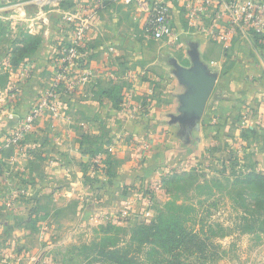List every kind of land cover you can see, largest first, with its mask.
<instances>
[{"label":"rangeland","instance_id":"obj_1","mask_svg":"<svg viewBox=\"0 0 264 264\" xmlns=\"http://www.w3.org/2000/svg\"><path fill=\"white\" fill-rule=\"evenodd\" d=\"M92 1L0 0V157H2V150L6 149L3 147L5 145V140L3 139L6 136L5 133L13 129L18 123V119L23 118L33 105L26 106L24 104L25 101L17 96L19 90L31 82L33 75L31 62L34 58H25L21 63L17 64V59L20 56L19 50L28 44L27 40H30L41 41L40 51H50L49 53H43L45 64H50L51 61L53 65L52 79L49 82L50 84L46 86V89H48L55 77L57 62L60 61L61 63L63 53L69 44L67 40L68 34L70 40L71 26L64 18V11L76 7L80 2L81 4L87 3L91 7H96V4ZM109 4V2H104L103 6L99 4L97 6L98 13L104 8L113 7ZM137 19L140 20V18ZM183 37H189V34L182 35V46L178 48L170 47L164 41L154 40L143 30L132 32L128 36L130 41L128 42L129 48L132 51L123 56L133 54L136 57V50H138L137 55L143 56L144 59L157 54L159 56L160 69L171 73V67L167 63L170 55L180 57L184 64H189V59L186 55L187 46ZM46 38L52 40V43L49 42L52 46L48 47L45 45ZM139 42L145 44H143L142 48L138 46V49H134L135 43L138 44ZM88 45V54H91L93 58L92 45L90 42ZM31 53L33 52L27 55ZM114 56L111 53L108 57L113 61ZM203 59L210 65L211 59L209 55H203ZM114 64L116 69H112L111 66H106V69L117 73L116 77H108L107 74H104L101 79L103 81H100V86L107 83L108 85L105 87L109 90L119 87V93L125 98L122 104L123 108L126 105L125 103L136 93V90H142V85H146V88L151 89L149 90L150 97L145 95L141 98V101L144 103L143 107L145 106L148 111L155 99L156 91L154 88L161 89L160 82L157 81L154 86H150L151 77L145 72L136 69H132L136 73L132 72L133 74H130V76H125L126 71L132 65L123 62L120 56H115ZM126 64L128 66L125 68ZM46 70L47 68L41 70V73ZM47 73L50 72H45L43 76L47 77ZM224 76L221 75L219 78L212 95L220 89L221 83H231L230 79H224ZM98 81L96 82L99 83ZM96 82L94 81L93 83ZM86 86L80 88H88ZM46 89L44 88L32 99L35 100L40 97L41 93ZM79 89L66 95L74 94ZM129 95H131V98ZM106 97L110 99L113 106L110 96ZM30 99L27 97V104L31 102ZM128 104L125 106L126 108L129 107ZM18 107L20 108L18 109ZM242 109L243 111L237 114L239 118H242L241 123L238 125L234 121L229 120L226 127L225 125L219 127L220 130L218 129L217 133H214L215 129L213 127L219 125L218 121L214 122V125L211 124L213 127L209 125L207 130H209V136L211 137L208 139L209 143H206L205 150L200 152L198 149L196 157L187 158L185 161H181L178 158L176 160L175 156L171 154L172 151H177L176 154H178L179 149H185L177 136L176 126L171 125L172 128L164 131L166 135L163 136L170 138V142L168 140L164 141L165 151L173 146L171 141H175L176 146L175 149L169 151L167 162L171 165L170 168L177 167L179 172H169L165 175L164 178L175 177L176 180L165 184L163 181L161 191L153 197L151 208L148 209L146 201V204L140 202L137 208L133 203L131 207L132 216L129 219L126 218V220L120 221H115L110 216L115 215L119 209L108 214L110 218H103L101 214L105 213L101 212L100 209H96L87 217L86 221L82 220L80 223L67 228H60L55 224L58 217L54 214L57 211L54 206L55 201H53L50 208L49 204H42L35 197V194L34 196H29L27 190L13 191L23 185L29 186V183H31L28 180L29 178L26 179L24 175H21L18 179L9 180V178H12L11 174L14 173V170L19 167H26V161L44 156L42 145L39 144L35 137L38 134L36 126L41 122H50L55 125V120L61 121L64 118L62 109L59 116H54L46 111L40 120L41 122L36 123L22 146L14 149L10 157L7 158L8 166L0 176V264H88L89 259L84 257L83 246L99 238L97 236L100 235L99 231H101L102 226L113 223L122 225L123 228L129 230L141 221L151 219L153 215H158L159 212L165 215L172 216L174 214L178 216L188 227L199 232L205 241L206 245L203 251L183 254V264H264V197L257 199L259 197L258 186L237 181L240 175H246L250 172L264 175V120H258L255 125L250 122L255 116L260 118L264 112L259 113V109L251 104H245ZM10 115H14L13 119L17 117L14 124L10 123L12 119ZM245 115L249 116L246 124L244 123L246 120ZM237 116L235 118H238ZM211 128L213 130H210ZM131 129H126V138L129 143L134 145L136 143L132 138L134 134ZM84 130V134L90 132L88 128ZM140 130H142L143 139L149 141L143 142L144 149L139 154L141 155L139 158H145L147 153L153 149L151 146H153L157 138L154 135L148 139L149 137L146 138L147 135L149 136L148 129H138L139 132ZM52 131L49 132V135L51 139L55 140L53 135L58 133L60 128L58 130L55 127ZM150 131H153V129ZM89 134L91 135V133ZM122 138L126 139L125 136ZM208 148H212L213 152L209 153ZM165 158L162 153L160 159L154 162L157 175L164 168ZM182 163H184L186 170H182ZM100 165L95 167L92 164L90 169L94 172L101 171L106 176L102 170L104 168L102 162ZM90 176L91 180L94 179V176ZM149 176L146 175V177ZM96 181L97 183H92L90 190H87L88 195L91 196V201H88L90 205L101 201L95 197L100 193L97 187L105 180ZM139 185L141 190H143L144 186L142 184ZM47 193L51 194L53 192ZM149 204L151 205V202ZM31 206L40 211L41 214L37 212L38 214L32 215L29 212ZM140 206H147L146 212L150 210L149 216L144 215L139 210ZM97 215L102 218L97 219ZM7 222L12 224L15 231L21 230L24 226L27 227V233L30 237L27 239L26 245L20 247L18 243H14L16 242L15 235L13 230L11 232L7 231L11 228ZM26 223L27 225H25ZM252 226L255 228L251 229Z\"/></svg>","mask_w":264,"mask_h":264},{"label":"crops","instance_id":"obj_2","mask_svg":"<svg viewBox=\"0 0 264 264\" xmlns=\"http://www.w3.org/2000/svg\"><path fill=\"white\" fill-rule=\"evenodd\" d=\"M109 5L113 7L104 8L99 12L96 28L90 33L89 42L92 45L94 56L90 61V66L99 72L104 71L106 66L116 69L115 56H120L123 62L132 65L126 71L125 76H130V74H133L132 72L136 73L132 69L143 71L151 77L152 82L149 85L154 86L159 81L161 89L154 88L156 91L155 99L148 111L145 106L143 107L144 103L141 101V98L145 95L150 97L149 90L151 89L146 88V85H142V90L138 89L137 91L135 89L136 93L133 94L132 98L130 97L128 110L125 107L127 104L117 110L113 108L110 99L106 97L109 89L105 86L108 84L105 83L100 86V81H103L101 77L99 83L87 85L88 88H80L74 94L61 95L59 102L64 114L61 121L55 120V125L40 121L41 123L36 126L38 134L35 137L42 145L44 156L26 161V167H19L20 170H14V173L11 174L12 178H9V180L18 179V177L24 175V178H29L28 180L31 181L29 186L23 185L20 187L21 189L15 188L13 191L27 190L29 196L35 194V197L42 204H49L50 208L53 201H55L54 206L57 211L54 214L58 216L55 224L60 228L76 225L82 220L86 221L87 217L96 209H100L101 212L106 214L116 212L128 199H132L137 208L141 202L139 194L134 192L135 190H130L129 193L127 192L128 195L125 193V186L135 183L141 184V180L156 179L158 175L155 171L154 162L158 161L163 153L167 164L169 151L176 148L175 141H171L173 146L165 151L164 141L168 140L170 142V138L164 137L166 135L164 131L172 128L169 124V114L176 112L179 105L176 95L183 88L172 73L160 69L157 54L144 59L143 56L137 55L138 50H136V54L134 53L136 57L133 54L123 56L132 51L129 48L128 36L132 32L142 30L143 24L140 21L141 19L138 20L135 16L134 10L111 2ZM181 20L182 14L176 10L173 19L174 24L180 27ZM189 36L199 40L202 57L205 54L209 55L211 59L210 66L220 72V77L225 75L224 79H230L231 83H221L220 89L210 98L202 120L200 133L202 141L198 148L192 150L193 147L191 146L185 147V149H179L178 154H176L177 151H172L171 154L175 156L176 160L177 158L186 160L187 158L196 157L198 149L200 152L201 150L204 151L206 143H209L208 139L211 137L209 136V130H207L208 126L213 127V123L218 121V124L223 123L226 127L229 120L237 124L239 118L237 114L243 111L242 108L245 104L255 106L259 109V113L264 112V50L243 39L235 42L232 47L226 48L204 35ZM51 41V39L46 38L45 45L52 46ZM143 44L145 43H135L134 49L142 48ZM110 47L115 48L113 53L115 56L112 59L114 62L108 57L111 55ZM43 51L39 50V53L32 59L33 75L31 82L20 89L17 95L18 98L21 97V100L25 101L26 106L34 103L32 97L37 96L44 88L46 89L47 84H50L49 82L52 79L53 65L51 61L50 64H45L43 53L45 54L46 50ZM47 52L50 51L47 50ZM178 59L184 64L180 57ZM126 66L128 65L126 64L124 67L126 68ZM45 68L47 70L44 73L50 72L47 73V77H44V73H41V70ZM42 84H44L43 87ZM27 97L31 100L29 104H27ZM236 116L238 118H235ZM15 119H13L14 123L16 122ZM258 120H264V114H261L260 118L255 116L250 122L255 125ZM55 127L58 130L60 128V131L53 135V138H55L53 140L49 132ZM86 128L90 132L84 134ZM127 128L133 130L134 135L132 138L136 143L134 145L129 143L126 138ZM140 128L148 129L149 136L147 135L146 138L149 137L148 139H150V136L154 135L157 138L151 146L153 149L147 153L145 158H139L141 156L139 154L142 153L141 150L144 149L143 142L146 141L143 139L142 130L138 131ZM151 129L153 131H150ZM124 136L126 139L122 138ZM106 139L111 140V144H107L106 148L120 161V164L117 167L116 178L106 183L104 185L105 189L100 190V193L96 195L95 198H99L101 201L90 205L88 201H91V196L88 195L87 190H90L92 183L91 176L88 174L94 176V179H92L94 181H106L107 177L101 171L90 172L92 170L89 167V162L93 160L85 148V143L89 140L90 142H102ZM187 149L189 150L186 151ZM146 175L150 176L146 177ZM8 183L10 184V182ZM51 191L53 193H47ZM55 203L57 204L55 205ZM7 224L10 223L7 222ZM9 227L11 228L6 230L8 232L13 230L16 241L14 243H18L20 247L26 245L27 239L30 237L27 233V227L21 226V230L17 231L14 230L12 224Z\"/></svg>","mask_w":264,"mask_h":264},{"label":"built area","instance_id":"obj_3","mask_svg":"<svg viewBox=\"0 0 264 264\" xmlns=\"http://www.w3.org/2000/svg\"><path fill=\"white\" fill-rule=\"evenodd\" d=\"M92 2L96 7L80 2L76 7L64 11V18L71 26V34L70 40L68 34L69 44L63 53L61 63L57 62L55 77L51 86L34 100L30 111L23 118L18 119L13 129L5 133L4 148H20L46 111L59 116L62 112L59 97L62 94L73 93L80 87L92 84L100 80L99 78L104 74L108 77H116L117 73L114 71L94 70L90 66V61L83 59L85 52L82 50L88 45L90 33L96 28L95 20L99 14L97 6L99 4L103 6L104 2L124 5L134 10L135 16L141 19L142 30L154 40L164 41L170 47L180 48L182 35L189 34L204 35L226 48L232 47L238 40H248L264 50V0H93ZM176 10L182 14L180 27L173 22ZM109 50L114 53L115 48L110 47ZM129 102L130 100L125 104ZM245 116L246 124L249 116ZM10 118L13 119L14 115H10ZM104 157L105 154L100 153L93 161L100 164ZM170 167L171 165L167 163L159 172L154 188L156 193L161 191L162 178L167 173L179 172L177 167ZM182 167V170H186L184 166ZM146 202L149 204L151 201L147 198ZM133 203L132 199L126 200L115 215H110L111 218L120 221L131 217ZM145 214L149 216L150 210ZM101 216L110 218L106 213ZM96 218L102 217L97 215Z\"/></svg>","mask_w":264,"mask_h":264},{"label":"trees","instance_id":"obj_4","mask_svg":"<svg viewBox=\"0 0 264 264\" xmlns=\"http://www.w3.org/2000/svg\"><path fill=\"white\" fill-rule=\"evenodd\" d=\"M27 43L23 49L19 50L20 56L17 59V64L21 63L25 58L35 57L39 53L41 41L36 42L27 40ZM88 48L89 45L82 50L85 52L83 59L87 61L92 58L91 54H88ZM30 52L33 53L27 55ZM118 88L119 87L107 91L114 108L117 110L122 108V104L125 100L123 95L119 93ZM10 121V123H14L13 119ZM241 121L242 118H238L237 124L241 123ZM221 125L224 124L219 123L218 126ZM218 126L213 127L215 129L214 133H217L218 129L220 130ZM85 144V148L90 154L92 160L100 153L105 154V159L102 160L104 167H102V170L106 174L108 180L105 182L102 181L101 185L97 187L98 190H103L105 189L104 185L106 183L116 178L117 167L119 166L120 161L106 148L107 144H111V140L109 139L102 142H90L89 140ZM14 149L15 147H9L2 150V157H0V176L5 171V168H7V158L10 157V154ZM208 151L211 153L213 152V149L208 148ZM184 163L181 165L184 166ZM92 164L95 167L101 166L99 163L96 164L94 161H90V168ZM90 172L92 173L93 171ZM88 175L90 176L91 174ZM175 180V177L162 178V185L163 181L165 184ZM156 181L157 179L148 181L141 180V184L144 186L143 190H141L140 185L137 183L126 185L125 193L130 190H135V192L139 194V200L141 203H145L146 199L149 198L151 201V205H147L149 209L153 205V197L157 194L154 191ZM237 181L258 186L259 197L257 199L264 197L263 174L250 172L246 175H240L237 178ZM91 183L95 184L97 181L91 180ZM146 207H139V210L143 212L144 215L147 210ZM29 212L32 215L38 214L37 212L41 214L40 211H37L34 207L32 208V206L29 208ZM129 218L130 217L127 219ZM253 228L255 227L252 226L251 229ZM99 234L100 235L97 236L99 237L97 240H93L90 244H85L83 246L85 254L84 257L89 259L88 264H183L184 261L182 257L184 253L201 252L206 245L200 233L188 227L178 216L174 214H172V216L167 214L165 215L160 212L158 215H153L151 219L141 221L129 230L123 228L122 225L109 223L107 226L101 227Z\"/></svg>","mask_w":264,"mask_h":264},{"label":"water","instance_id":"obj_5","mask_svg":"<svg viewBox=\"0 0 264 264\" xmlns=\"http://www.w3.org/2000/svg\"><path fill=\"white\" fill-rule=\"evenodd\" d=\"M183 39L189 64H183L173 55L167 59L171 73L183 88L176 95L179 105L175 113L169 114V124L176 126L183 147L191 146L196 150L202 141V120L220 72L203 59L199 40L190 36Z\"/></svg>","mask_w":264,"mask_h":264}]
</instances>
